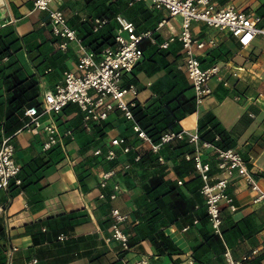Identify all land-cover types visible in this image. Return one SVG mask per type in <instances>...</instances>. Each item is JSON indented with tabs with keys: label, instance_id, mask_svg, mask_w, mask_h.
<instances>
[{
	"label": "crops",
	"instance_id": "1",
	"mask_svg": "<svg viewBox=\"0 0 264 264\" xmlns=\"http://www.w3.org/2000/svg\"><path fill=\"white\" fill-rule=\"evenodd\" d=\"M0 1V16H4L0 19V142L12 137L14 159L21 168L20 185L12 181L8 188L0 189V264H132L140 258L152 264H187L189 259L194 264H224L225 246L236 260L258 248L250 264H264V202H256L255 193L242 181L232 182L228 192L237 211L222 209L223 235L212 237L202 180L193 161L184 157L192 152L185 140L162 145L159 155L165 162L161 163L122 112L113 110L105 121L91 123L87 129L75 104L42 118L44 124H55L61 137L48 151H42L43 130L22 129L24 109L36 104L41 107L45 93L64 72L77 73L82 49L92 51V41L109 33L115 37L118 18L132 23L137 32H152L158 45L179 33V16L169 17L161 6L141 2L128 6L127 0H67L53 7L63 11L67 27L75 32L76 39L70 40L53 34L48 12L35 9L32 0ZM211 2L215 10L232 6L264 19V0ZM94 18L106 19L108 25L93 32ZM191 33L198 38L214 37L216 45L199 51V59L203 68L226 64L220 76L227 85L212 79L210 96L199 106L194 103L192 113H170L178 121L161 136L180 130H197L202 135L218 124L264 191V38L241 48L228 32L203 22H193ZM140 47L143 58L123 83L138 88L136 105L155 120L167 112L169 100L180 93L192 100L193 92L180 69L183 53L178 42L159 49L144 40ZM157 106H161L159 113ZM134 118L153 142L155 128ZM159 127L165 125L158 124L157 130ZM113 139L123 142L114 148L117 157L107 160L105 153ZM123 147L130 151L122 153ZM96 150H101V155L96 156ZM203 152L214 182L215 158L209 150ZM110 170L115 175L106 187H100V175ZM152 180L157 182L152 184ZM114 184L120 190L116 199L109 200ZM101 194L106 198L101 199ZM179 201L183 210L176 206ZM112 209L126 216L121 229L129 237V250L108 240L114 221ZM157 232L165 238L163 251L151 242ZM60 234L66 239L60 241ZM202 234L208 238L205 248L194 253L204 242Z\"/></svg>",
	"mask_w": 264,
	"mask_h": 264
},
{
	"label": "built area",
	"instance_id": "2",
	"mask_svg": "<svg viewBox=\"0 0 264 264\" xmlns=\"http://www.w3.org/2000/svg\"><path fill=\"white\" fill-rule=\"evenodd\" d=\"M65 1L67 0H32L35 9L48 12L49 25L54 35L73 40L76 39L75 32L67 27L63 11L53 7V5ZM138 2L161 6L167 11L169 17L179 16L181 18L179 33L157 45L152 32H137L132 23L123 22L118 18L120 27L115 34L113 47H106L99 55L93 51L82 49L77 73L64 72L61 80L45 93L41 107L30 106L24 109L23 117L26 122L22 129L33 133L43 130L46 134V140L42 145V151H48L60 142L61 137L57 126L53 123L44 124L42 118L47 115L58 114L68 105L75 104L83 113V123L87 129L91 123L105 121L113 110L122 112L124 118L132 122V129L138 137L149 144L150 150L154 154H158V161L161 163L165 162L164 158L159 155V149L162 145L174 140H185L191 146L192 152L185 154L184 157L186 160L193 161L198 176L202 180L201 193L204 198L209 227L214 234L221 237L222 209L227 208L231 213L237 211L234 198L228 192L232 182L242 181L248 189L255 193L256 202H264V191L258 183L256 174L248 168L247 162L238 150L234 148L221 149L204 141L200 138L197 130L193 132L187 130L169 131L164 133L157 143L152 142L140 129L131 110L136 105L139 90L134 84H124L123 79L132 74L136 65L142 60L143 51L140 44L144 40H149L152 45H156L159 49H167L169 44L178 42L183 53L180 69L183 70L189 81L195 105L199 106L212 93L209 86L212 79L227 85L220 73L222 69L228 66L226 64L224 66L214 64L208 68L201 66L198 52L206 47L215 46L216 40L213 36L208 38L193 36L191 33L192 23L203 22L214 30H224L237 40L241 48H247L258 37L264 38V19L252 11L238 10L232 6L215 10L211 0H127V5L132 6ZM107 23L106 19L94 18L93 32H98ZM233 76L236 74L234 73ZM67 135L71 136V132L67 131ZM122 142V139L111 141V147L105 153L107 160H113L117 157L114 148L121 145ZM204 150L212 152L215 158L216 179L214 182H211L210 172L212 168L204 157ZM129 151V147L122 148L124 154ZM14 153L15 147L12 137H3L0 142V189L8 188L12 181L17 185L21 183L18 177L21 168L14 159ZM94 154L96 156L101 155V150H96ZM139 159V156L134 158L135 161ZM114 175L113 170L103 172L100 175L99 186L106 187ZM178 184L181 185V181ZM119 190V185L114 184L108 199H116ZM100 198L105 199L106 197L101 194ZM2 212L3 207L0 206V218ZM111 215L114 221L112 233L108 240L118 241L125 250H129V237L121 229V224L125 222L126 216L118 209H112ZM58 239L60 241L65 240L66 236L60 234ZM258 252L259 249L254 248L236 260L233 258L230 249L225 246L224 264H250L252 256ZM32 263H36V261L34 260ZM132 264L152 263L146 258H140ZM187 264H194V262L189 259Z\"/></svg>",
	"mask_w": 264,
	"mask_h": 264
},
{
	"label": "trees",
	"instance_id": "3",
	"mask_svg": "<svg viewBox=\"0 0 264 264\" xmlns=\"http://www.w3.org/2000/svg\"><path fill=\"white\" fill-rule=\"evenodd\" d=\"M106 26L108 25L105 24ZM104 25V26H105ZM103 26V27H104ZM92 45V51L96 54L99 55L102 50L105 47L108 46H113L114 44V36L112 34H107V35H103L101 36L99 39H95L94 41H92L90 43ZM34 106V105H31ZM35 106L38 107V105L36 104ZM153 104L150 106L152 107ZM165 106L168 108L166 109L167 112L165 114H162L160 118L155 119L150 117L149 115L143 111V109H140L138 105H135L134 107L131 108L132 112H134V117L137 118L138 122H143V123H148L149 125L153 126L156 130L155 135H151V137H153V142H158L161 134L167 130V129H173L176 126V122L178 121V118L176 115H172L174 114L176 111H182V112H189L192 113L195 109L194 107V100H188L186 99L182 93L178 94L175 98L169 100ZM161 106H157V113H159ZM172 113V114H170ZM172 116V118L170 119V117ZM149 118V119H148ZM156 118V117H155ZM154 121V122H152ZM152 122V123H151ZM208 123H212L213 120L208 119L207 121ZM163 126L165 125L164 128L159 127V129L157 130V125L158 124H162ZM200 138L204 141H208L213 143L214 145H216L217 147L221 148V149H228L231 148L233 146V142L230 139L229 135L226 133V131L224 129H220L218 124H212L211 129L207 130L204 134L200 135ZM152 184H155L157 181L156 180H152L151 181ZM176 206L178 208H180V210H183V206L181 201L178 202V204L176 203ZM207 218V217H206ZM207 234H202V236H204V242H202L199 246H197L194 249V253H197L198 251H201L205 245V242H207L206 240H208V238H206ZM223 235V232H222ZM156 237L151 239V242L153 243L154 246H156V248H158L159 251H163L165 249V247H162L164 245V241L165 238L162 236V234H160V232H157ZM217 236L216 234L212 233V237ZM211 237V236H210ZM209 237V238H210ZM157 239L160 240V242H157ZM176 251V250H175ZM194 259L195 260H199V258L197 257V255L195 256L194 254Z\"/></svg>",
	"mask_w": 264,
	"mask_h": 264
},
{
	"label": "water",
	"instance_id": "4",
	"mask_svg": "<svg viewBox=\"0 0 264 264\" xmlns=\"http://www.w3.org/2000/svg\"><path fill=\"white\" fill-rule=\"evenodd\" d=\"M0 6H3L2 2L0 1ZM4 12V9L2 10ZM4 16H0V19H2Z\"/></svg>",
	"mask_w": 264,
	"mask_h": 264
}]
</instances>
